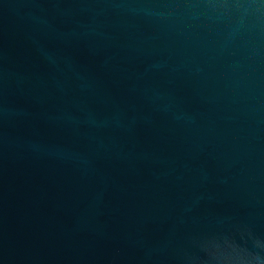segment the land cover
<instances>
[{"label":"water","instance_id":"water-1","mask_svg":"<svg viewBox=\"0 0 264 264\" xmlns=\"http://www.w3.org/2000/svg\"><path fill=\"white\" fill-rule=\"evenodd\" d=\"M0 264H264V0H0Z\"/></svg>","mask_w":264,"mask_h":264}]
</instances>
